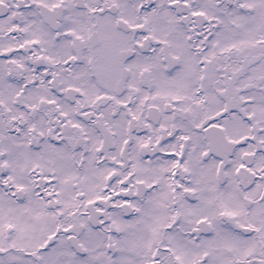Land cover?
<instances>
[{
	"label": "snow or ice",
	"instance_id": "6c2138e0",
	"mask_svg": "<svg viewBox=\"0 0 264 264\" xmlns=\"http://www.w3.org/2000/svg\"><path fill=\"white\" fill-rule=\"evenodd\" d=\"M0 264H264V0H0Z\"/></svg>",
	"mask_w": 264,
	"mask_h": 264
}]
</instances>
